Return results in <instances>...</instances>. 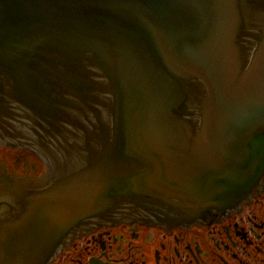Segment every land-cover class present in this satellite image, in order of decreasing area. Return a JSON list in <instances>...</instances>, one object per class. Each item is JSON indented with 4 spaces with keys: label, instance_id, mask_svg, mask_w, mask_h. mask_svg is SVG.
Instances as JSON below:
<instances>
[{
    "label": "water",
    "instance_id": "95a60500",
    "mask_svg": "<svg viewBox=\"0 0 264 264\" xmlns=\"http://www.w3.org/2000/svg\"><path fill=\"white\" fill-rule=\"evenodd\" d=\"M0 140L50 162L0 264L221 219L264 191V0H0Z\"/></svg>",
    "mask_w": 264,
    "mask_h": 264
},
{
    "label": "flooded vegetation",
    "instance_id": "af4514ba",
    "mask_svg": "<svg viewBox=\"0 0 264 264\" xmlns=\"http://www.w3.org/2000/svg\"><path fill=\"white\" fill-rule=\"evenodd\" d=\"M49 163L35 150L0 140V221L19 210L23 186L45 179ZM48 264H264V191L210 223L92 227L70 238Z\"/></svg>",
    "mask_w": 264,
    "mask_h": 264
}]
</instances>
